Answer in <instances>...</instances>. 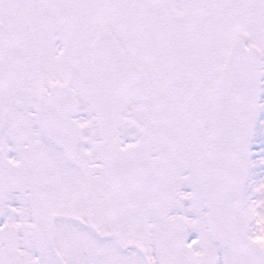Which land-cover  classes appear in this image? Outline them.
Wrapping results in <instances>:
<instances>
[{
  "label": "snow or ice",
  "instance_id": "1",
  "mask_svg": "<svg viewBox=\"0 0 264 264\" xmlns=\"http://www.w3.org/2000/svg\"><path fill=\"white\" fill-rule=\"evenodd\" d=\"M0 264H264V0H0Z\"/></svg>",
  "mask_w": 264,
  "mask_h": 264
}]
</instances>
